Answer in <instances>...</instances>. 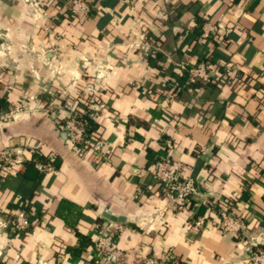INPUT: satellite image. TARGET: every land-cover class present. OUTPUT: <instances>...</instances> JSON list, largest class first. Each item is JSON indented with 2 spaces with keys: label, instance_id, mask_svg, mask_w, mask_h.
<instances>
[{
  "label": "crops",
  "instance_id": "0c3cea01",
  "mask_svg": "<svg viewBox=\"0 0 264 264\" xmlns=\"http://www.w3.org/2000/svg\"><path fill=\"white\" fill-rule=\"evenodd\" d=\"M67 1L49 0L41 18L27 0H0V100L35 108L6 125L0 153L35 147L56 165L39 182L0 166V264H96L87 251L108 224L123 228L120 264H249L264 237V0H86V20L63 16ZM208 22L238 28L203 40ZM200 63L209 83L190 81ZM82 89L105 108L98 151L79 155L59 108ZM161 157L181 161L194 202L216 209L175 212L152 173ZM221 206L244 223L240 238L217 227ZM22 207L25 234L13 230ZM197 216L211 224L195 231Z\"/></svg>",
  "mask_w": 264,
  "mask_h": 264
},
{
  "label": "built area",
  "instance_id": "2783aa9c",
  "mask_svg": "<svg viewBox=\"0 0 264 264\" xmlns=\"http://www.w3.org/2000/svg\"><path fill=\"white\" fill-rule=\"evenodd\" d=\"M65 4V11L72 17L86 20L92 7L86 0H68ZM238 26H227L223 24L205 23L202 27L200 38L203 40L216 39L218 37H229ZM210 74L205 63L195 66L190 73V81L196 83L202 81L209 83ZM105 108L93 89L86 92L85 99H79L75 104L66 103L59 110L66 111V118L62 124V130L66 134L68 140L73 146L74 151L83 155L86 153H96L99 149V139L96 136V130H93L90 123H95V119L101 109ZM16 111L11 107L0 114V121ZM35 154V149H30ZM27 160L24 156L12 157L9 153H0V166L6 169H12L14 166L21 165ZM36 169L43 174L50 173L55 170L51 162H36ZM184 165L181 161L168 157H161L156 160L153 165L152 173L160 186V195L165 197L175 212H181L186 209H193L200 204L208 208H215L212 202L203 201L193 203L195 198H199L200 192L197 182L193 178H185L183 175ZM28 210L24 207L20 208L15 215L13 230L20 234L30 231L33 226V220ZM217 227L226 234H231L236 239L240 238V234L246 229L244 223L238 215L230 212L226 207L217 210ZM211 224L206 216H197L192 226L195 231H201ZM3 226L6 228L7 224ZM122 226H114L108 224L101 230V234L95 239L93 245L88 249V254L96 264H120L123 253L118 247V240L122 232ZM146 264H183L179 260L165 256L163 259L149 257L145 260ZM249 264H264V246H252L249 249ZM44 264V263H42Z\"/></svg>",
  "mask_w": 264,
  "mask_h": 264
},
{
  "label": "rangeland",
  "instance_id": "374dc122",
  "mask_svg": "<svg viewBox=\"0 0 264 264\" xmlns=\"http://www.w3.org/2000/svg\"><path fill=\"white\" fill-rule=\"evenodd\" d=\"M28 2V6H29V11L32 12V13H35L37 15H39V17L43 18L45 17L47 11H49L51 9V6L50 5V2L49 0L46 1V0H27ZM65 4L63 3V5H61V13L63 16H67L69 18H76V17H72L70 15H68L65 11ZM76 19H79V18H76ZM81 20V19H79ZM12 108L14 109L16 112L13 114V115H10L4 119H2L0 121V133L3 131V129H5L6 125H9L11 123H13L14 121H17L23 117H27V116H30L33 114V112H35V108L31 107V105L29 103H25V104H20V105H15V106H12L9 104L8 108ZM61 107V106H60ZM8 108L3 111L1 113V115L3 113H5ZM40 108L42 109V111H44V107L41 105ZM60 109V108H59ZM65 119V117H64ZM27 147L25 146H16V147H5V149H3L1 151V153H9L12 155V157H17V156H25V149H27ZM29 150L30 149H35V147H29L28 148Z\"/></svg>",
  "mask_w": 264,
  "mask_h": 264
},
{
  "label": "trees",
  "instance_id": "16d2710c",
  "mask_svg": "<svg viewBox=\"0 0 264 264\" xmlns=\"http://www.w3.org/2000/svg\"><path fill=\"white\" fill-rule=\"evenodd\" d=\"M85 96H86V91L84 89H82L80 92L79 98L85 99ZM8 106H9V103L6 100H4V99L0 100V114L3 111H5L8 108ZM90 125H91V127H93V130L91 129L90 132H92L94 130H96V132H97V124L91 122ZM36 162H44V163L51 162L54 166H56L52 160L50 161L46 157H44L38 153H35L33 155V158L30 161L25 162L21 165L14 166L12 169H9L8 172H15L17 167L19 166L20 171L23 170V174L27 179L33 180L35 182H39L43 176V173H40L36 169V167H35ZM193 203H195V202L193 201Z\"/></svg>",
  "mask_w": 264,
  "mask_h": 264
},
{
  "label": "water",
  "instance_id": "95a60500",
  "mask_svg": "<svg viewBox=\"0 0 264 264\" xmlns=\"http://www.w3.org/2000/svg\"><path fill=\"white\" fill-rule=\"evenodd\" d=\"M104 217L114 223H124L126 220L123 217H118L112 213H105ZM254 246H264V237H258L253 240Z\"/></svg>",
  "mask_w": 264,
  "mask_h": 264
}]
</instances>
